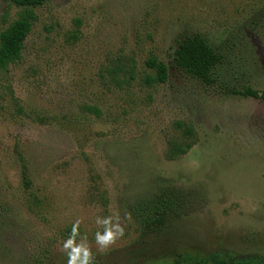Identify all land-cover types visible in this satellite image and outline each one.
<instances>
[{"label": "rangeland", "instance_id": "1", "mask_svg": "<svg viewBox=\"0 0 264 264\" xmlns=\"http://www.w3.org/2000/svg\"><path fill=\"white\" fill-rule=\"evenodd\" d=\"M18 11L0 0V31ZM35 12L21 59L0 73V264L264 255V103L173 69L143 81L150 56L172 66L176 40L198 33L226 57L222 82L264 92V0H50ZM132 61L134 80L113 81ZM178 122L193 144L170 160ZM162 186L184 192L185 212L146 228Z\"/></svg>", "mask_w": 264, "mask_h": 264}, {"label": "trees", "instance_id": "2", "mask_svg": "<svg viewBox=\"0 0 264 264\" xmlns=\"http://www.w3.org/2000/svg\"><path fill=\"white\" fill-rule=\"evenodd\" d=\"M9 4L17 7L19 11L16 17L8 21L7 15L2 16V22L6 26L0 31V73H7L10 65L21 59L24 43L31 32L33 24L37 20L36 9L44 6L50 0H7ZM172 66L159 60L156 56H150L145 65L150 70L143 78L147 86L160 85L167 82L170 69L187 78L205 85L221 86L224 94L231 96L255 98L264 103V92L252 88L250 85L236 83L230 86L227 82H222L221 69L227 64L226 57L220 47L213 46L205 37L198 33L181 36L175 42ZM135 64L125 68L117 67L118 72L123 74L119 79L115 68L109 71L112 80L117 84H129L134 80L133 74ZM13 99V98H12ZM17 110L22 111L21 107ZM97 116L99 111L96 107L89 108ZM181 130V139L176 138L168 142L167 158L174 160L188 152L193 144L194 131L190 125L181 122L176 124ZM24 174V173H23ZM25 186L29 181L23 178ZM154 198L147 210L144 209L142 222L146 228L160 230L173 219L178 218L185 212L186 204L184 192L173 186H162L158 191L153 192ZM85 261V260H83ZM78 264H82V262ZM87 264H94L86 260ZM194 258L184 255L172 261L170 264H193ZM205 261L208 264H264V255L233 257L219 253L210 254Z\"/></svg>", "mask_w": 264, "mask_h": 264}, {"label": "clouds", "instance_id": "3", "mask_svg": "<svg viewBox=\"0 0 264 264\" xmlns=\"http://www.w3.org/2000/svg\"><path fill=\"white\" fill-rule=\"evenodd\" d=\"M107 223V221L105 222ZM118 232L119 234H122V229L118 228ZM113 232L110 230H105L104 235H100L99 233H97V242L100 243L101 245H107L112 239H113ZM71 246V241H69L65 247L68 248ZM74 252H78L79 249H73ZM85 257H87V252L85 251ZM68 264H76V257L69 254V260H68ZM82 264H87V261H83Z\"/></svg>", "mask_w": 264, "mask_h": 264}]
</instances>
